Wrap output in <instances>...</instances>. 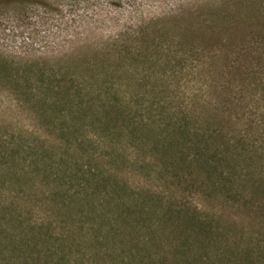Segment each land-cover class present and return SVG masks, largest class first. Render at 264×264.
<instances>
[{
    "label": "rangeland",
    "instance_id": "obj_1",
    "mask_svg": "<svg viewBox=\"0 0 264 264\" xmlns=\"http://www.w3.org/2000/svg\"><path fill=\"white\" fill-rule=\"evenodd\" d=\"M206 161L264 176V0H0V264L171 263L188 214L262 242Z\"/></svg>",
    "mask_w": 264,
    "mask_h": 264
},
{
    "label": "trees",
    "instance_id": "obj_2",
    "mask_svg": "<svg viewBox=\"0 0 264 264\" xmlns=\"http://www.w3.org/2000/svg\"><path fill=\"white\" fill-rule=\"evenodd\" d=\"M197 150L199 157H201L200 155H206V157L210 155L208 151L209 154H204L200 149ZM209 158L212 159V157ZM197 163L196 170H199L201 168V161L199 160ZM204 165L209 167L206 172L215 178L212 185L207 182L208 189H210V193L213 197H223L228 202L231 201V199L236 201L238 208L243 210L244 215L255 218L256 223L258 217L264 219V176L248 177L244 180L245 184H243L240 182V179H235V173L237 172L231 170L226 165L222 166L220 163L219 166L217 163L210 164L208 161H206ZM225 170L228 172L226 173ZM260 199H263L262 204L259 202ZM192 215V217L191 214L185 216L184 218H187L186 220L184 218L183 220L181 219L182 221L179 219L181 222L176 228V232L182 234L185 241L180 244V249L175 251L174 255H172L175 259L171 260L170 263V259H167L168 257L163 255L158 259H151L148 264H172L177 260V257H180L178 255L184 254H186V257L183 258L184 260H177L181 264H264V237L262 242L258 243L250 238L246 243L247 248H242L241 244H243V239L227 240L225 234L230 231L224 227L207 226L206 223L200 222L198 218H195L194 214ZM179 227L181 229H178ZM132 229L131 226L130 230L132 231ZM262 235L264 236V230ZM259 236H261V232H259ZM252 244L257 251L253 248ZM208 248L218 252L217 256L214 258V262H209L208 259L202 258L199 261L197 253L205 255ZM218 249H220V252ZM132 250L133 251L129 250L130 252L128 254L122 251L124 257L126 256V260L110 252H107L108 256L102 259H109L113 264H126L128 261L132 264L138 263L137 261L142 260V250L137 246L133 247ZM197 250L200 251L197 252Z\"/></svg>",
    "mask_w": 264,
    "mask_h": 264
}]
</instances>
